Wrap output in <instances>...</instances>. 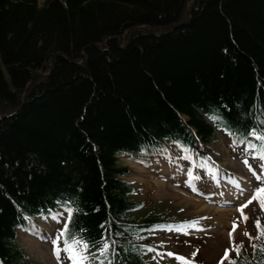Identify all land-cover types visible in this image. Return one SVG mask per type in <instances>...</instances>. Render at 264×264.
Masks as SVG:
<instances>
[{"label":"trees","instance_id":"1","mask_svg":"<svg viewBox=\"0 0 264 264\" xmlns=\"http://www.w3.org/2000/svg\"><path fill=\"white\" fill-rule=\"evenodd\" d=\"M186 1L0 0V264H40L18 229L70 200L72 228L113 241L114 264H150L143 245L171 217L120 156L264 144V0ZM252 230L235 243L258 261Z\"/></svg>","mask_w":264,"mask_h":264},{"label":"rangeland","instance_id":"2","mask_svg":"<svg viewBox=\"0 0 264 264\" xmlns=\"http://www.w3.org/2000/svg\"><path fill=\"white\" fill-rule=\"evenodd\" d=\"M190 1L185 2V9ZM214 149L218 157L210 163L207 159L206 166L195 172L192 163H181L174 157H154L140 162L120 156L119 160L130 166L127 177L141 188L137 198L147 209L163 212L180 222L177 224L181 231L169 226L168 230L153 233V240L159 243L148 252L153 264H188L189 261L215 264L223 250L231 251L234 239L248 242L245 231L251 234L260 213V201L253 197L254 189L264 185V157H253L227 139H221ZM228 178H234L239 184L238 188H233L239 191L236 200L226 201L229 192L233 193L225 182ZM49 221L43 223L45 227L41 230L43 233L52 230L50 235L55 236L60 226H54L52 219ZM19 239L30 258L37 262L71 264L63 252L57 258L51 241L43 239L49 242L46 244L30 233L20 234ZM166 249L180 253L187 260L169 256L163 252Z\"/></svg>","mask_w":264,"mask_h":264},{"label":"snow or ice","instance_id":"3","mask_svg":"<svg viewBox=\"0 0 264 264\" xmlns=\"http://www.w3.org/2000/svg\"><path fill=\"white\" fill-rule=\"evenodd\" d=\"M210 115L213 120H224V116L219 113L218 110H214ZM250 131L253 135H258L261 137V139H264V132H260L255 128L251 129ZM254 154L264 157V146H262L261 152ZM249 167L251 166L249 165ZM257 179L261 178L257 177ZM253 198L258 199L260 201L261 207H264V185L254 189ZM57 203L61 205L64 208V212L67 213V220L64 222V226L60 229L59 235L52 241L53 251L56 253L57 258L59 259L61 248H63V251H65L70 257L71 264H114L111 248V245L114 242L106 239L104 236H98L96 241L85 239V230L72 228L73 216L76 212L80 211L78 207L73 206L74 201H58ZM243 207L244 206L241 205V209H243ZM53 215H63V213ZM233 223L235 224V221ZM254 223L256 225L258 236H264V226H261L259 219L257 218ZM245 235H248L250 240L254 239L247 231H245ZM61 238L63 239L62 245L59 243ZM143 247L150 248L149 245H143ZM89 248H93L97 255H90L87 252V249ZM232 248L237 253V256L235 258H230L231 264H264V243L252 244L253 253H258L260 256L258 261L255 260V257L252 259H241L239 244L233 243ZM228 252L229 249H225L224 257H221V260H223L225 257H228ZM169 254L175 255L174 253ZM193 255H195V253H193ZM179 258L181 260H187V258L183 256H179ZM188 264H193V262L189 261Z\"/></svg>","mask_w":264,"mask_h":264},{"label":"bare ground","instance_id":"4","mask_svg":"<svg viewBox=\"0 0 264 264\" xmlns=\"http://www.w3.org/2000/svg\"><path fill=\"white\" fill-rule=\"evenodd\" d=\"M158 156H160V154H154V156H153V158L154 157H158ZM225 182H227L228 184H229V186L230 187H232V188H230L232 191H233V193H234V195L232 196V195H230V194H233L232 192H229L230 194H228V196L226 197L227 199H226V201H229L228 199H230V200H232V199H234V200H236V197L238 196L237 195V193L239 192L238 190H235V189H233L234 187H239V184L237 183V181L234 179V178H228V179H226L225 180ZM238 191V192H237ZM237 195V196H236ZM244 198V197H243ZM242 198V199H243ZM226 201H224V202H226ZM228 208V207H227ZM223 210V209H222ZM227 210V209H226Z\"/></svg>","mask_w":264,"mask_h":264}]
</instances>
